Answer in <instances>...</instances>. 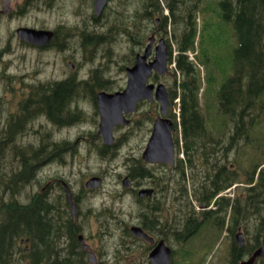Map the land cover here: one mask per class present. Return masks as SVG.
<instances>
[{"label": "flooded vegetation", "instance_id": "flooded-vegetation-1", "mask_svg": "<svg viewBox=\"0 0 264 264\" xmlns=\"http://www.w3.org/2000/svg\"><path fill=\"white\" fill-rule=\"evenodd\" d=\"M111 1L96 15L93 0H0V27H10L12 22L18 21L8 35L0 37V44H5L0 48V57L7 53L23 61H33L36 57L29 70L15 74L0 70V212L3 204H21L19 196L24 197L25 204L30 206L29 212L33 215L40 211L44 224L56 219L64 225L65 234L75 235L86 264H108L103 261L105 255L97 243L103 240V236L109 237L108 214L111 209L104 207L98 213L97 208L83 205L85 198L90 199L103 190L105 177L93 174L84 180H76L71 170L60 174L53 170L56 167L64 169L69 166L68 162L74 163L82 144L91 146L86 151L97 154L104 161L123 154L127 169L122 179L129 180L128 187L122 186L124 194L130 193L138 206V219L127 228L138 226L153 239L149 242L128 237L131 239L129 243L136 244L142 251L138 254L140 260L150 264V252L164 241L171 250L173 263L176 256L173 245L186 244L208 225L192 230L191 219L179 213L188 206L187 200L195 203L191 193L186 198L179 185L182 165L179 160L185 159L179 143V140L182 143L181 132L173 131V166L142 160L154 122L160 116V102L155 97L157 82L150 79L147 83V86H153V100H139L132 112L123 114L127 124L115 126L111 145H106L99 134L98 95L113 94L126 87V82L124 87L118 88L111 84L108 74L109 64H112L111 48H104L103 58L96 57L99 46L111 44V37L96 35L98 28L101 31L113 25ZM154 6L158 12L159 5ZM125 15H129L128 9ZM157 17L151 16L150 27L143 22L155 38L153 48L156 41L164 37ZM18 29L50 32L51 35L45 42L37 44L19 37ZM82 56L87 60L85 64L81 62ZM6 78L14 80L13 83L3 82ZM51 97L54 98L52 107L45 102ZM83 103L91 109L90 115L85 112ZM16 122L18 127L13 129ZM89 124L92 129L85 128ZM133 138L139 139L137 148L122 153ZM229 167L235 168L232 164ZM131 175L137 178H131ZM19 177H23L22 183H16ZM94 177L101 178V185L86 188L85 184ZM18 185L20 189L17 190ZM141 190L150 193L143 192L139 196ZM197 209L200 212L198 217L202 219V213L211 208ZM180 232L183 233L181 239L178 237ZM67 245V238L62 237L58 250L64 251ZM19 246L21 252L24 247L28 248L26 254L31 251L29 240L20 242ZM90 255L95 263L90 261ZM243 259L239 257L238 262Z\"/></svg>", "mask_w": 264, "mask_h": 264}, {"label": "trees", "instance_id": "trees-1", "mask_svg": "<svg viewBox=\"0 0 264 264\" xmlns=\"http://www.w3.org/2000/svg\"><path fill=\"white\" fill-rule=\"evenodd\" d=\"M112 1L110 9L114 13L113 25L103 34L98 28L96 35L112 39L125 37L130 44L127 66L132 65L135 54L142 48L149 33L143 22L153 21L151 16L157 15L164 33L168 26L172 28L171 40L175 42L176 54L173 57L172 51H169L168 63H174V67L162 80L170 102L177 97L180 100L179 126L185 159L179 160L182 164L179 169V185L187 198L185 173L189 170L191 196L195 204L200 208L213 207L204 211L202 219H199L195 212L196 205L187 200L188 206L179 213L191 219L192 230L204 225L216 226L220 230L224 228L230 236L229 264H237L239 257L250 255L259 245V237L264 228V157H254L253 154L249 165L240 171L230 168L228 159L229 148H237L240 141L244 147L253 146L251 134L264 119V0ZM154 4L159 5L158 12ZM126 9L128 16L125 15ZM165 10L168 14H164ZM209 13H216L218 19L230 23L235 36L231 51L232 74L216 92L217 110L226 118L221 128L226 122L232 127L228 138L230 147L213 136L206 124L199 99L202 79H206V73L203 71L204 77L201 79L200 69L186 55L188 51L194 52L198 48L197 63L203 67L201 57L208 60L206 56L210 48L206 46L204 28L209 20L204 18L200 24L197 21ZM157 78L153 76V80ZM45 102L52 107L54 98ZM169 118L176 128L174 115L169 114ZM253 149L264 152V137ZM131 178L136 179L137 176L131 175ZM233 185H236L234 197H217ZM29 207L18 203L3 204L0 212V264H21L14 258L15 253L21 252V239H28L31 243V251L21 255V258L29 259V264H86L84 252L77 247L75 235L65 234L64 225L56 219L44 224L40 211L32 215ZM252 222L256 224L254 243L238 248L234 240L238 228L246 231ZM126 235L130 236L127 231ZM62 237L68 240L64 251L58 250ZM178 237L183 238V233L180 232ZM120 246L121 251L126 253L136 249L130 247V243H124V248L122 244ZM114 261L116 264H128L119 256L114 257ZM258 264H264V261Z\"/></svg>", "mask_w": 264, "mask_h": 264}, {"label": "rangeland", "instance_id": "rangeland-1", "mask_svg": "<svg viewBox=\"0 0 264 264\" xmlns=\"http://www.w3.org/2000/svg\"><path fill=\"white\" fill-rule=\"evenodd\" d=\"M111 4H113V1ZM204 18L209 20V24L204 28V36L207 40L206 46L210 49H208L207 52V61L201 57L203 62V67L200 68L201 79L202 76L204 77L203 71L206 73V79L205 77L202 79V91H204L201 92L200 95V104L208 128L212 131L215 137L219 138L225 145L229 146L230 143L228 142V137L232 133V127L230 123L226 122L221 128V123L226 118L220 115L217 110L216 92L218 91L220 85L232 74L231 51L234 46L235 36L233 35L232 25L218 19L216 13H209L207 16H202L200 20L197 21V24H200V21L202 23ZM17 24L18 21L16 20L11 23L10 27H0V37L8 35V32L13 30ZM146 24L147 27H150L149 22ZM106 30L107 28L101 29V33H105ZM165 34L167 36V40L171 44L172 55L175 56L176 45L174 40H171L172 28L168 26ZM150 35V33L147 34L145 43ZM117 37L116 39H111L109 41L111 44L99 46L97 49V52H100L99 54L96 52V57L103 58L105 56L104 48H111L110 58L112 59V64H109L108 74L110 73V77L112 79L111 84L114 85V88L124 87L125 85L126 74L124 70L125 67H128L127 62L130 52V44L128 40L125 37ZM4 45L5 44H0V48ZM197 50L199 51L198 48ZM197 54H194L193 56V59L196 61L198 60ZM0 58V70L2 69L3 72L6 71L13 74L29 70L36 59L35 57L33 61H23L20 58L18 60L15 59L16 56L11 53L3 54ZM86 61L85 57L82 56L81 62L85 64ZM105 61L106 59H104V64ZM18 62H21V64L18 65ZM170 68H173V65L169 67L168 71ZM13 81L14 80L6 78L3 82L13 83ZM160 82L165 85L162 79ZM83 107L85 112L90 115L91 109L88 105L84 104ZM17 127L16 122L12 128L16 129ZM85 128L92 129V125L89 124V127L85 126ZM263 137L264 119L261 121L259 127L251 134V138L254 139L253 146L244 147L242 141H240L239 146H237L235 150L234 146L233 151L231 150L229 154V164L234 165L235 168L240 171L245 166L249 165L250 158L253 154L255 155L254 157L259 155L263 158L264 152L262 150L253 149ZM138 140L139 139L134 138L130 139L128 142L129 144L125 145L122 153L126 154L128 153V150H135L138 146ZM81 147L82 149L80 150V154L75 158L74 163L68 162L69 166L62 170L61 167H56L53 171L60 174L61 171L68 173L71 170L76 180H84L89 175L93 174L99 176L103 175L105 177L103 190L98 191V193L94 196L92 195L90 199L85 198L83 200V205H91L92 207L97 208L98 213L101 212L104 207L111 209L108 214V228L110 231V234L108 235L109 237L106 238V236H103L101 238L103 240L97 243V245L102 248V254L105 255L103 261H106L108 264H116L114 257L119 256L123 260L128 261V264H133L135 262L138 264H146V262L142 259L140 260L141 255L138 256V254H142V251L139 250L136 244L135 246L138 248L136 250L132 249L129 253L121 251L122 246H120V244H122L124 248V243L128 244L131 240L128 238L126 233H124V228H127L129 224L136 223V219H138V206L130 193L124 194V188L121 184V179L125 175L127 169L124 158L122 157L123 154L116 156L111 161H104L97 154L92 153L91 151H86V148H91L88 144H82L80 148ZM190 173L191 172L189 170H186L185 174L187 179H185V184L188 194L191 193L192 189V180L189 178ZM118 175L121 176L120 180L118 179ZM22 182L23 177L16 179V183ZM18 189H20V185L17 186V190ZM231 193L232 192L229 194ZM22 196H25V194ZM19 197L22 202H20L21 205H26L24 197ZM196 210V214H199L200 212L198 209ZM106 214L107 213L105 212L104 216ZM242 232L245 246L248 247L252 245L254 243V237L256 236V224L254 222L249 223L246 231L242 229ZM229 240L230 236H228L224 228L220 230L217 227H203L186 244L177 246L173 245L176 249V256L172 264H229V252L231 248ZM21 253L22 252L18 253L15 256V259H18L21 264H27V260H22L23 258H21V255L23 253ZM132 259L134 260L132 261Z\"/></svg>", "mask_w": 264, "mask_h": 264}, {"label": "water", "instance_id": "water-1", "mask_svg": "<svg viewBox=\"0 0 264 264\" xmlns=\"http://www.w3.org/2000/svg\"><path fill=\"white\" fill-rule=\"evenodd\" d=\"M94 12L99 15L105 7L108 0H93ZM17 35L27 42H37L41 44L45 42L51 35L50 32L35 31L32 29H18ZM41 38V41L38 40ZM154 37L149 38L148 45L144 49L142 55L138 54L135 59V63L132 67L126 69L127 74V87L122 92H116L114 94L101 93L97 97L98 112L100 116L99 134L103 138V142L106 145L113 143V129L116 125H126L127 120L124 119L123 114H128L133 111L136 102L139 100L147 99L153 100L151 92L153 86H146L148 78L152 72H156L162 76L167 72V59L168 51L163 39L157 42L154 49V58L148 62L152 53V45ZM155 97L160 102V116L155 120L152 129L151 137L148 140L145 151L143 152L142 159L147 163H158L173 165V141L171 136V121L164 118L167 109L169 107L168 95L163 84H158L155 90ZM101 179L94 177L90 179L86 184V188H96L100 185ZM124 187L129 186V181L124 178L122 181ZM143 192L149 194L150 191L142 190L139 192V196ZM71 201V200H70ZM72 208L74 206L71 203ZM130 233L136 237L152 242L141 228L133 226L130 228ZM236 243L239 247L243 245V235L239 231L235 236ZM81 240V238H80ZM27 249H24L26 252ZM257 258L264 259V231L262 234V242L260 247L253 252V254L246 260L239 264H254ZM90 260L95 263L93 255H90ZM150 264H170L171 263V251L165 245L163 241H160L158 245L149 254Z\"/></svg>", "mask_w": 264, "mask_h": 264}]
</instances>
